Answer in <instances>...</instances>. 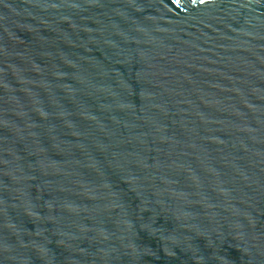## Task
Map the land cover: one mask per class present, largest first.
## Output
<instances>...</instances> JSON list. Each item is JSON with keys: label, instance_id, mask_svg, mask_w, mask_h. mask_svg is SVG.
<instances>
[{"label": "water", "instance_id": "water-1", "mask_svg": "<svg viewBox=\"0 0 264 264\" xmlns=\"http://www.w3.org/2000/svg\"><path fill=\"white\" fill-rule=\"evenodd\" d=\"M0 264H264V0H0Z\"/></svg>", "mask_w": 264, "mask_h": 264}]
</instances>
